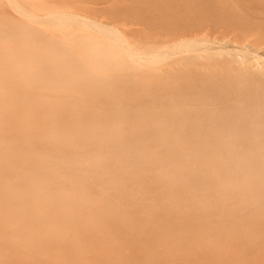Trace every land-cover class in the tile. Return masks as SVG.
Masks as SVG:
<instances>
[{"label": "bare ground", "instance_id": "1", "mask_svg": "<svg viewBox=\"0 0 264 264\" xmlns=\"http://www.w3.org/2000/svg\"><path fill=\"white\" fill-rule=\"evenodd\" d=\"M1 1L0 264H264V0H175L224 31L144 47Z\"/></svg>", "mask_w": 264, "mask_h": 264}, {"label": "rangeland", "instance_id": "2", "mask_svg": "<svg viewBox=\"0 0 264 264\" xmlns=\"http://www.w3.org/2000/svg\"><path fill=\"white\" fill-rule=\"evenodd\" d=\"M55 1L74 12H80L79 14H84L85 12L111 26L113 25L115 28L117 27V29L119 28L122 33H125L123 36H126V38L132 41L129 40L131 43L140 47L166 45L174 40H178L180 36L200 35L204 37L208 35L209 38L215 39L219 35V32L224 31L225 28L223 24L221 25L224 27H217L218 24H214V22L219 23L217 20H209L200 28H187V31H184L185 28H182L183 24L180 18L184 11L182 8L178 9L179 6L177 5L179 4H175V0H33L35 4L43 3L46 5L55 3ZM25 2L31 3L32 0H25ZM0 3V6L2 5L1 11L3 4L6 5L8 2L4 1L2 3L0 0ZM201 6L214 9L216 3L210 0H202ZM262 7H264V3L257 1L253 5V10ZM6 9L11 17L21 19L20 15L15 10L13 11L10 5H7ZM243 11V15L248 18L250 24L261 21L254 16L252 10L247 9V11ZM88 15L86 17L90 18ZM174 17L177 20L173 19ZM234 32L237 36L241 37L238 30L235 29ZM246 37L256 40L258 39V33L252 30Z\"/></svg>", "mask_w": 264, "mask_h": 264}]
</instances>
